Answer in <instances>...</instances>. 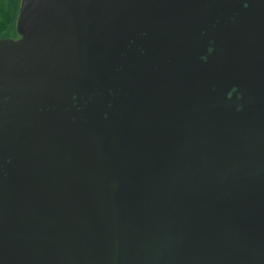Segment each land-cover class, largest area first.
I'll list each match as a JSON object with an SVG mask.
<instances>
[{"label":"water","instance_id":"water-1","mask_svg":"<svg viewBox=\"0 0 264 264\" xmlns=\"http://www.w3.org/2000/svg\"><path fill=\"white\" fill-rule=\"evenodd\" d=\"M0 264H264V0H21Z\"/></svg>","mask_w":264,"mask_h":264},{"label":"flooded vegetation","instance_id":"flooded-vegetation-1","mask_svg":"<svg viewBox=\"0 0 264 264\" xmlns=\"http://www.w3.org/2000/svg\"><path fill=\"white\" fill-rule=\"evenodd\" d=\"M2 0H0L1 3ZM12 2V0H10ZM3 6H0V16L2 19V22L0 21V37H8L13 32V11L16 12V5H11V8H9L10 4L6 3V0L4 2ZM5 6V7H4ZM5 17V18H4ZM12 21V23L9 22Z\"/></svg>","mask_w":264,"mask_h":264},{"label":"rangeland","instance_id":"rangeland-1","mask_svg":"<svg viewBox=\"0 0 264 264\" xmlns=\"http://www.w3.org/2000/svg\"><path fill=\"white\" fill-rule=\"evenodd\" d=\"M4 2H5V0H2L0 3V6H3V4H5ZM6 3L10 4L9 8H11L12 4H14V6L16 5V12L13 11V17H12V21H13L12 26H13V30H14L15 25H16V20H17L18 14H19V10H20L21 0H12V2L10 0H6ZM0 21L2 22L1 16H0ZM12 21L9 22V25H10V23H12Z\"/></svg>","mask_w":264,"mask_h":264}]
</instances>
